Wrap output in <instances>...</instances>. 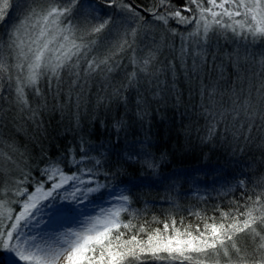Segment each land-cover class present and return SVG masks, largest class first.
I'll use <instances>...</instances> for the list:
<instances>
[{"label": "snow or ice", "instance_id": "snow-or-ice-1", "mask_svg": "<svg viewBox=\"0 0 264 264\" xmlns=\"http://www.w3.org/2000/svg\"><path fill=\"white\" fill-rule=\"evenodd\" d=\"M181 79L199 97L201 142L244 155L240 196L149 218L125 188L65 227L126 164L157 174L144 127L153 104L179 103ZM90 101L117 109L110 139L81 137L43 168L0 151V264H264V0H0V137L42 134L46 115Z\"/></svg>", "mask_w": 264, "mask_h": 264}, {"label": "trees", "instance_id": "trees-1", "mask_svg": "<svg viewBox=\"0 0 264 264\" xmlns=\"http://www.w3.org/2000/svg\"><path fill=\"white\" fill-rule=\"evenodd\" d=\"M173 2L177 6L180 4L179 0ZM260 50L259 47L253 49ZM226 72L235 80L231 66ZM178 87L183 93L179 103L168 97L163 103L153 104L147 118L149 123L144 127L153 145L150 151L160 160L157 174L150 175L151 170L139 164H126L125 174L112 182L119 187L100 194L102 200L110 190L127 188L133 197V207L146 210L145 214L150 218L153 214L162 216L170 210L187 216L186 209L205 204L211 209L215 204L223 206L233 197L240 196L236 183L242 178L241 170L248 169L246 162L237 165L236 161H244V155L237 153L233 156L227 146L216 142L215 138L212 142H201L205 131L204 120L199 116V97L194 92L189 95L188 86L182 79ZM134 105L135 98L129 108ZM116 111L114 108L109 114L103 108H96L94 101L86 102L80 110L55 111L44 117L42 134L38 135L30 125H24L25 131L18 134L5 129L1 148L9 152L11 146L33 168L37 165L43 168L42 160L63 157L69 147L75 149L81 143V137L97 145L110 139L112 115ZM119 112L124 114L122 108ZM137 138L142 140L144 136H130V139ZM217 174L222 181L214 183L212 178Z\"/></svg>", "mask_w": 264, "mask_h": 264}, {"label": "rangeland", "instance_id": "rangeland-1", "mask_svg": "<svg viewBox=\"0 0 264 264\" xmlns=\"http://www.w3.org/2000/svg\"><path fill=\"white\" fill-rule=\"evenodd\" d=\"M170 25L175 26L173 21H170ZM180 30L183 31V26H180ZM179 44V41H176ZM221 43H224L223 41H221ZM228 51H231V48L227 49ZM249 51H253V49H250ZM256 52V51H255ZM232 70V75L234 76V69L231 67ZM244 71V70H242ZM245 75H247V72L245 71ZM1 140V137H0ZM4 146H7L5 144L4 141ZM0 151H3L0 145ZM215 181V182H214ZM222 181L221 176H219L218 174L212 178V182L216 183V182ZM226 181V180H225ZM237 184V183H236ZM120 190H110L109 193L107 194V196L102 200V196H100V194H98L93 203H88L85 205H81L80 206V210L76 211V212H71L68 214V219L65 222V227L71 226V227H78L79 226V222L82 221L87 215H94L98 212L99 208L101 207H108L110 204V197L115 193V194H119ZM53 228L55 229H59V225H53L50 227V230H52Z\"/></svg>", "mask_w": 264, "mask_h": 264}, {"label": "flooded vegetation", "instance_id": "flooded-vegetation-1", "mask_svg": "<svg viewBox=\"0 0 264 264\" xmlns=\"http://www.w3.org/2000/svg\"><path fill=\"white\" fill-rule=\"evenodd\" d=\"M177 1V0H176ZM180 1V0H179Z\"/></svg>", "mask_w": 264, "mask_h": 264}]
</instances>
